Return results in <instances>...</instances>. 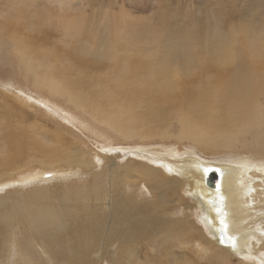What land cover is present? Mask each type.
Here are the masks:
<instances>
[{"label": "bare ground", "instance_id": "bare-ground-1", "mask_svg": "<svg viewBox=\"0 0 264 264\" xmlns=\"http://www.w3.org/2000/svg\"><path fill=\"white\" fill-rule=\"evenodd\" d=\"M121 12L124 13V11ZM69 14L58 18L55 23L58 24V31L63 33L64 37L66 36L65 38L69 37L71 41H74L71 46L68 45L69 49L74 48L73 51L64 52L58 50V48H53L51 53L48 54L41 43L39 45L33 37H27L26 39L14 26L11 27V32L0 28V45L5 44L9 48L8 52L17 61L21 62L27 78L33 81L34 90L47 92L49 97H61L68 100L77 109H82L84 113L90 114V117L94 120L105 123L114 133H118L126 140H133L140 135L142 137L139 140L142 139L143 141V139H146L145 134L158 135L167 139L169 135H172L168 128L172 124L170 121L172 118L177 119V122L181 125L178 137L190 139L203 149L212 147V149L229 150L230 152L238 144L240 135L252 134L254 144L251 145L252 150L249 151L252 153L261 151L263 145H261L260 140L256 142V138L259 139L261 133L254 132L264 130V41L253 44L250 38H244L243 40L242 36H247L250 32L249 25L248 27L244 26V28L241 26L242 30L232 28L227 34V38L224 37L226 43L222 45V42H220L214 45L215 49L203 46V39L196 41L190 36L195 34L194 30L187 33L189 35L186 36L188 43H191L193 48L196 46L193 54L194 56L197 54L198 63L194 67L186 65L185 62L183 64L175 63L177 60H173V51L164 52V49L161 50L163 59L157 60L153 53L160 54V51L158 52L152 48L147 49L148 46L136 41H140L138 38L136 40L134 38L133 41L135 42L131 43L132 38L130 39L129 34L124 31V29H130L125 28L132 22L130 18L129 20L124 19V26L121 24L122 22H116L109 26L105 32L109 37L103 35L104 38L109 39L110 48H108L107 44L101 45L97 42L99 35H97L96 31L98 29L95 28V25L98 22L92 20L94 16L88 17L84 12H81V14L77 12L74 17ZM120 15L122 16V14ZM97 20L99 21V19ZM46 21L43 20L42 23L44 24ZM48 22L51 24L54 19L48 20ZM35 23L42 24L41 22ZM165 24L168 28L170 27L168 23ZM153 28L157 29L156 27ZM53 31V33L56 32ZM33 32L36 31L32 30ZM124 32L127 36H123ZM128 33L130 32L128 31ZM153 34L151 35L153 36ZM64 37L63 39H65ZM135 37H137L136 34ZM157 37L155 35V38ZM148 39L150 38L148 37ZM83 42H86V44L91 43L92 47L88 46L90 52L84 48L88 44L82 47L75 45ZM55 44H58V42H55ZM152 44L154 43L151 42L150 45ZM38 47L43 52L35 54ZM182 51L184 52V50ZM79 55L88 59L92 70H85L82 67L87 63V59L77 60ZM37 56L43 59V68H40V64L35 62ZM88 56L93 59L88 58ZM96 58L104 59L97 60ZM118 99H124L130 104L121 109L118 108L111 116L101 108L102 104L100 103L102 101L110 100L113 102ZM144 112L159 115L155 121L148 119ZM172 116H177V118ZM4 134L11 151H15L16 146L21 143L23 137L30 139L29 145L32 149L26 153L20 151L17 153L24 160L35 159L36 153L41 155L42 164L55 163L61 158L57 154L58 152L62 153L63 149L56 144H62V142L54 138L57 135L55 133L52 138L53 143L49 145L38 138L34 131L30 133L26 130L22 131L23 136L17 137H9L6 131ZM1 147L6 150L5 155L2 156L3 160L6 161L8 146L3 141ZM147 150L137 153V159L142 160L140 164L136 163L135 159H127L124 160L125 165L119 167L117 166L118 160L109 161L106 165L108 170L106 173L112 171L110 177H96L94 172L89 174L84 170L75 172L77 176L81 174L84 177L90 175V177H96V179H93L97 189L96 194L99 196L95 200L98 203H108L110 207L106 211L104 207L96 206L97 213L95 210H91L93 207L89 209L88 212L91 213V217H86L88 219L87 225H81L83 218H78L75 215V217H71L62 211L60 217L64 222L72 220L76 223V226L66 231L65 235L55 237L57 232L54 228L55 219L34 220L33 218H23L24 221L30 223L28 225H31L32 230L34 229L40 237L38 241L40 244L47 246L55 243L57 246V253L54 249H49V253L44 249L45 255L58 254L66 264H82L88 258L85 257L87 253H79L78 250L68 245L67 240L80 245L83 239L89 236L105 235L109 237V241L105 245L106 250H109L114 240L120 237L139 245L165 231L169 233L168 242L162 240L158 243L157 239V251L162 252L161 254L166 253V251L168 253L177 252L181 247L179 240L181 242L182 238L189 236L191 240L188 241V244L193 243L195 237L192 231H196V226L195 219L192 222L190 218L194 217L192 215L196 211L194 209L191 215L186 214L185 220L179 223L173 219L177 209L172 210L173 212L169 211L171 214L163 215L161 213L162 215H160L156 213L158 208L156 203L159 206L163 204L164 209V204L168 203L167 205H169L171 201L167 198L169 190L176 192L186 188L184 191H187L188 196L190 193L191 198L199 202L200 212H202L201 221L209 230L210 238L216 242L218 248L225 249L223 251L232 253L233 256L244 257L245 261L247 260L250 264H264V258L256 253L259 250V241L264 237V215L262 214L264 211V177L259 179L256 176L263 175L264 169L261 168H264V165L261 166L262 164L256 163L259 164L257 166L253 161L255 158L258 159L264 156V153L259 157L236 158L235 164L222 163L223 161L220 163L210 162L194 156L182 158L180 163L179 161L178 163H172L170 160H178L176 156L163 157L156 160L158 161L156 163L160 165L157 166L163 172L170 175L165 177L154 167V162L150 160V157L160 156L159 149L154 152ZM119 156H115L114 160L123 159ZM88 160L82 154L79 157L80 166L83 168L88 167ZM39 173L40 171H37L34 174L35 176L24 177L28 178L26 182L21 180L18 183L6 186L16 188L38 183L47 184L59 179L55 173H53L54 179H51L53 177L52 173L48 175L49 177L39 175ZM131 179L135 181L131 182ZM214 179H216V182ZM141 183L147 189L146 194L150 193L151 195L153 191L154 193L161 192L164 195L155 193V200L147 202L146 198L148 196H140L137 192L126 191V187L139 186ZM3 190L5 188L1 186L0 192ZM176 199L178 198L172 200L176 202ZM185 204L183 205L185 206ZM43 206L41 205L40 208L34 206L30 212L51 211L49 207ZM0 208L2 213L14 212L15 214L21 210V207L17 205H9L5 198H0ZM26 212L30 213L28 208ZM14 214L4 220L5 226L2 232L8 235L11 233L15 237L14 230L12 231L15 222L12 219ZM97 214L101 215L98 216ZM261 222L263 223L261 224ZM6 223L8 224L6 225ZM59 229L63 230L62 227H59ZM1 236L2 234H0ZM221 236L225 237L224 242ZM93 239H96V236ZM185 241L187 242V239ZM32 243L35 249L38 243L36 241ZM28 244L30 246L31 243ZM113 249L124 251L127 250V246L120 244ZM30 250L27 247L26 251L23 252V256L16 246L12 245L9 251L7 250V256L4 255L5 253L0 254V257L1 255L5 256L4 258L1 257L0 264H34L27 259L32 257V250ZM201 250L207 251L205 248ZM213 250H216V248ZM213 250L211 252L214 257L218 255L217 257L220 260L228 258V253L222 254ZM181 253L185 256L186 264L195 262L186 251H181ZM146 257L148 258L146 261H152L155 258L150 254H146ZM98 264H101V262H98ZM112 264L114 263L112 262Z\"/></svg>", "mask_w": 264, "mask_h": 264}, {"label": "rangeland", "instance_id": "rangeland-1", "mask_svg": "<svg viewBox=\"0 0 264 264\" xmlns=\"http://www.w3.org/2000/svg\"><path fill=\"white\" fill-rule=\"evenodd\" d=\"M233 1L234 0H0V28H4L8 32H11V27L14 26L26 39L27 37H33L35 42L38 44L41 43L48 54H50L53 48H58V50L64 52L70 50L73 51L74 49L68 48V45L70 44L71 46L74 41H71L69 37L65 38L66 36L64 37L63 33L58 31V24L55 22L60 17H64L69 13L71 17H74L77 12L78 14L84 12L88 17L94 16L92 20L98 22V24L95 25V28L98 29V31H96L97 35H99V37L97 36L98 39L96 38L97 42L101 45L107 44L108 48H110L109 39L106 37L109 36H107L105 32L109 26H112L116 22H122L121 24L124 26V19L127 18L129 20L130 18L132 22L125 27L126 29H130H124V31L129 34L130 39L132 38V41L130 40L131 43L135 42L133 41L134 38L135 40L138 38L140 41H136L140 42V44L142 43L144 46H148L147 49H156L158 52H161L163 49L164 52H168L169 50L171 52L173 51L172 53L175 55H173V60H177L175 63L183 64L185 62L187 63L186 65L195 67L198 63L197 54L195 56L193 54L196 46L193 48L191 46L192 44L188 43L186 37L189 36L187 33L193 30L195 31V34L190 36L196 41L203 39V46L205 45L213 49H215L214 45H217L220 42H222V45L226 43L224 37L227 38V34L232 28L242 30V27H248V25L250 26L248 27L250 32H248L247 36H242L243 40L244 38H250L253 44H258L260 41H264L262 40L264 38V0H235V4ZM121 11H124V13ZM120 14H122V16ZM52 18L54 19V22L50 24L48 20H53ZM97 19L101 21L99 22ZM43 20L46 21V23L43 24ZM35 22H41L42 24H36ZM165 23L170 25V29ZM153 27H156L157 29H154ZM32 30H35L36 32L32 33ZM53 30L56 32L53 33ZM40 31L42 32L40 33ZM128 31L131 34L128 33ZM126 32H124L125 34H123V36H127ZM152 33H154L153 36L151 35ZM104 34L106 36L105 38L103 36ZM135 34L137 37H135ZM155 35L156 37H160H157V39L155 38ZM63 37L65 39H63ZM148 37L150 39H148ZM55 42H58V44H55ZM151 42L154 44L150 45ZM85 44L86 42L76 43L75 45L82 47L88 44L84 47L86 48L85 50L89 49L88 46L90 48L92 47L91 43ZM181 49L184 50V52ZM8 50L9 48L6 47L5 44L0 45V187L4 186L5 188V190L0 192V198H5V201L9 205H17L21 207V210L15 214L14 212L2 213V209L0 208V234H2L0 237V250L3 251H0V254L5 253L4 255L7 256L10 247L15 245L22 255L27 247L29 250L31 249L32 257L26 258L34 264H40L41 262V264H66L58 254L45 255L46 252H44V249H46L45 251L48 253L49 249H54L57 253V246L55 243L47 246L40 244V242H38L40 237L34 229L32 230L31 225H28L30 223L24 221L23 218H33L34 220L55 219L54 228L55 231H57L55 237L65 235L66 231H69L76 226V223L72 220H69L66 223L64 222L60 217L62 211L71 217L76 216L81 219L83 218L81 225H87L88 219L86 217H91V213L88 212L89 209L93 207L91 210H95L96 213V206L100 208L104 207V210L106 211L110 209L108 203H98L95 200L99 195L96 194L97 189L94 184V179H96V177L111 176L112 173L110 172L112 171L106 173L108 171L106 165L109 161L114 162L118 160L119 163L117 166L119 167L124 166V160L127 159H135L134 161L140 164L142 163V160L137 159V153L143 152L145 149H148L147 151L149 152H154L156 149H159L160 156L150 157V160L154 162V167L156 169H158L165 177H169V174L163 172L157 166L159 164L156 163L158 162L156 160L163 157L176 156L178 158L177 161H170L172 163H178L179 161L180 163L182 158L194 156L210 162L220 163L223 161L222 163L235 164L234 161H236V158H248L250 156L259 157L264 153V130L254 132L257 134L261 133L259 139L256 138V142L260 140L261 145H263L261 151H258L257 153L249 151L252 150L251 145L254 144L252 134L247 136L240 135L241 137L238 139V144L234 150H231L230 152L229 150L212 149V147L203 149L200 145L190 139L178 137L181 125H179L177 119L175 120L172 118L170 119L172 124L168 127L169 131L172 132V135H169V138L167 139L158 135L145 134L146 139H143V141L142 139L139 140V138L142 137L140 135L138 138L136 136L133 140H126L118 133H114V131L109 128V126H106L105 123L98 122L94 120V118H91L90 114L88 115L87 113H84L82 109H77L68 100L61 97H49L47 92L34 90L33 81H31L30 78H27L24 66L21 65V62L17 61ZM88 51L90 52V50ZM40 52L43 51L38 47L35 54ZM153 55L157 60L163 59L162 52L160 54L153 53ZM192 56L194 57L192 58ZM174 57L177 58L175 59ZM83 58L86 57L79 55L77 60ZM88 58L93 59L91 56H88ZM96 59L102 60L104 58ZM152 59L154 62L153 57ZM35 62L40 64V68L44 67L42 66L43 59L38 58V56L35 58ZM82 67L85 70H92L91 63H88V59L87 63ZM100 104H102L101 108L111 116L118 108L121 109L130 103H127L124 99H118L113 102L105 100ZM144 114L148 119L155 121L159 115H153L150 112H144ZM174 115L176 114L174 113ZM172 117L177 118V116ZM25 130L28 133L34 131L36 136L48 145L53 143V134H57L56 137L58 138H54L61 141L62 144L57 143L56 145L63 149L62 153L58 152L57 154V156L61 157L59 161L42 164L41 155L38 153L35 154V159L24 160L17 153L18 151L26 153L32 149L29 145L30 139L26 137L22 138L21 143L16 146L15 151H11L7 140L4 138L5 131L9 137H17L23 136L22 131ZM3 141L8 146L6 161L3 160L2 157L6 152V150L1 147ZM82 154L89 159V166L86 168L80 166L79 163V157L82 156ZM115 156H119V158L123 159L114 160ZM253 161L255 164L259 163L263 166L264 156L258 159L255 158ZM259 164L256 165L259 166ZM81 170H84L89 174L94 172L96 177H90L91 175L84 177L81 176V174L80 176L75 175V172H80ZM37 171H40L39 175L42 174L44 176L55 173L56 177L59 179L53 180V182H48L49 184L38 183L31 186H18L16 188L6 186L18 183V181L21 180L26 182L28 181V178L24 177H30V175H34ZM258 177L259 179L264 177V172L263 175L256 176V178ZM51 179H54V174ZM130 181L134 182L135 180L131 179ZM184 189L186 188L176 192L169 190L167 198L171 200L170 202L172 204L170 202L169 205H167L168 203L164 204V209L162 207L163 204L159 206V204L156 203V205H158L156 213L160 215L171 214L169 211L177 209L175 210L176 213H174L178 214L176 216L174 214L175 218L173 217V219L179 223L185 220V216L191 215L194 209L196 211V213L192 215L194 217L190 218V221L192 222H194L193 219H195L194 223L196 226V231H192L195 237L193 243L188 244V241L191 240L189 236L187 238H182L181 242L179 240V245L181 247H179L177 252L168 253L166 251L168 254H161L162 252L159 253V251H157V241L158 243L162 240L168 242V231L163 232L147 242L144 241L139 245L133 244L130 240H123L120 237L114 240L109 250H106L105 247L106 243L109 241V237H106L105 235H95L96 239H93L95 236H89L88 238L83 239L80 245L75 244L71 240H67V243L70 247L78 250L79 253H87V256L85 257L88 258L84 260L82 264H98V262H101V264H112V262L114 264H186V261L184 260L185 256L181 251H186L189 256L191 255L190 257L195 261L193 264H250L247 260L245 261L244 257L233 256L234 254L232 255V253L230 254L227 251H223L225 249L221 250L217 247L216 242L210 238L209 230L201 221L200 216L202 215V212H200L201 206L199 202L191 198L190 193L188 196L187 191H184ZM146 190V187L142 183L139 186L126 187V191L128 192H137L140 196H148L149 198H146L147 202L155 200V193L164 195L161 192L154 193L153 191L151 195L150 193L146 194ZM176 197L178 199H176L175 202L174 200ZM173 198L174 200H172ZM149 204L153 205L151 203ZM183 204H185V206ZM41 205H44L43 207H49L51 211L30 212L33 210L34 206L40 208ZM188 206L189 208H187ZM27 208L29 209V214L26 212ZM169 208L172 209L170 210ZM165 210H167L168 213ZM12 214H14L12 219L16 222H14V226L12 227V231L14 230L16 235L15 237L11 233H9V236L2 232V229L5 226L4 220L8 219ZM262 214L264 215V211ZM97 215L99 216L101 214ZM262 223L263 222H261V224ZM7 224L8 223H6V225ZM59 227H62L63 230H60ZM261 228H263V226H261ZM10 237L12 239L9 240L8 238ZM185 239H187V242ZM33 241L38 243L36 244L35 249L33 248ZM48 242L51 243L50 241ZM28 243H31L30 246ZM259 243V250L256 253L264 258V237L260 239ZM120 244H125L127 250L118 251L117 249H113L114 247L117 248ZM200 247L201 249L205 248L207 251L199 250ZM215 248L216 250H213ZM211 250L222 254L228 253V258L226 260L223 258L220 260L217 257L218 255H215V257L212 255ZM174 253H176V257ZM146 254H150L153 257L155 256L154 260L146 261V259H148ZM1 257H3V255H1ZM1 257L0 260L2 259Z\"/></svg>", "mask_w": 264, "mask_h": 264}, {"label": "water", "instance_id": "water-1", "mask_svg": "<svg viewBox=\"0 0 264 264\" xmlns=\"http://www.w3.org/2000/svg\"><path fill=\"white\" fill-rule=\"evenodd\" d=\"M215 180V182H216V179H214ZM225 236V235H224ZM221 239H222V241L224 242L225 241V237H222L221 236Z\"/></svg>", "mask_w": 264, "mask_h": 264}]
</instances>
